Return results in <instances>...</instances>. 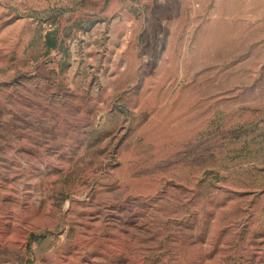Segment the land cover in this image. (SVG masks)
Instances as JSON below:
<instances>
[{
    "label": "rangeland",
    "instance_id": "1",
    "mask_svg": "<svg viewBox=\"0 0 264 264\" xmlns=\"http://www.w3.org/2000/svg\"><path fill=\"white\" fill-rule=\"evenodd\" d=\"M0 264H264V0H0Z\"/></svg>",
    "mask_w": 264,
    "mask_h": 264
}]
</instances>
